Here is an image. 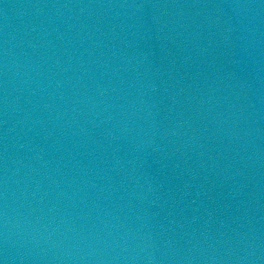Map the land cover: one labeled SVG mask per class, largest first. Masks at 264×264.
<instances>
[{
    "label": "water",
    "instance_id": "1",
    "mask_svg": "<svg viewBox=\"0 0 264 264\" xmlns=\"http://www.w3.org/2000/svg\"><path fill=\"white\" fill-rule=\"evenodd\" d=\"M0 264H264V0H0Z\"/></svg>",
    "mask_w": 264,
    "mask_h": 264
}]
</instances>
